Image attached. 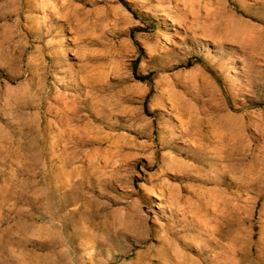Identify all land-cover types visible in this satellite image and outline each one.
Returning <instances> with one entry per match:
<instances>
[{
  "label": "rangeland",
  "instance_id": "1",
  "mask_svg": "<svg viewBox=\"0 0 264 264\" xmlns=\"http://www.w3.org/2000/svg\"><path fill=\"white\" fill-rule=\"evenodd\" d=\"M0 264H264V0H0Z\"/></svg>",
  "mask_w": 264,
  "mask_h": 264
},
{
  "label": "bare ground",
  "instance_id": "2",
  "mask_svg": "<svg viewBox=\"0 0 264 264\" xmlns=\"http://www.w3.org/2000/svg\"><path fill=\"white\" fill-rule=\"evenodd\" d=\"M169 253V252H168ZM138 258V257H137ZM137 258H136V261H137ZM141 263V262H140Z\"/></svg>",
  "mask_w": 264,
  "mask_h": 264
}]
</instances>
